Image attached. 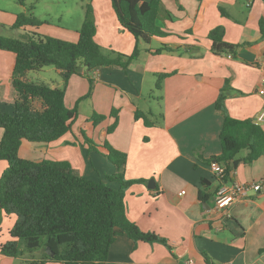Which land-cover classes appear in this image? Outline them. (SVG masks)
<instances>
[{
  "label": "crops",
  "instance_id": "obj_1",
  "mask_svg": "<svg viewBox=\"0 0 264 264\" xmlns=\"http://www.w3.org/2000/svg\"><path fill=\"white\" fill-rule=\"evenodd\" d=\"M41 1L0 0V35L25 36L36 31L75 42L88 4L94 39L104 53L129 55L136 45L139 48L126 69L101 66L86 71L81 67L80 74L69 76L61 67L35 70L42 79L36 82L65 86V105L72 108L78 101V113L70 131L57 140H22L19 155L36 161L67 160L78 173L100 180L116 170L103 154L102 144L107 141L126 154L125 178L146 180L132 183L125 191L127 219L167 241H135L119 233L104 261L81 264H187L189 260L264 264V184L259 191L249 190L227 211L218 210L214 205L218 181L209 161L221 151L223 114L214 104L226 80L225 113L257 121L264 128V0H159L155 22L167 34L148 41L136 39L121 26L111 0H49L55 7L46 8V17L38 15ZM30 5L40 25L12 28L17 14L27 12ZM216 27L221 28L223 40L239 45L232 56L210 50L208 34ZM14 62L12 52L0 50V112H12L17 98L11 82ZM29 72L26 79L32 80ZM165 72L170 74L160 89L155 88L157 74ZM31 105L41 110L43 101L34 98ZM111 110L116 113V126L108 132L114 121ZM136 110L159 120L151 119L153 125L147 126L134 118ZM94 112L105 118L94 124ZM82 131L98 150L87 147ZM245 154L242 150L236 158ZM6 166L0 163V168ZM150 178L153 189L147 187ZM262 178L264 153L251 162L239 161L227 182ZM202 179L209 182L208 202L198 198ZM8 230L3 233L0 224V242L9 239ZM21 251L15 257L0 253V264H63L50 259L43 248Z\"/></svg>",
  "mask_w": 264,
  "mask_h": 264
},
{
  "label": "trees",
  "instance_id": "obj_2",
  "mask_svg": "<svg viewBox=\"0 0 264 264\" xmlns=\"http://www.w3.org/2000/svg\"><path fill=\"white\" fill-rule=\"evenodd\" d=\"M112 8L123 28L136 39L148 41L152 36H164L156 24L159 0H111ZM27 12L17 14L12 28L38 26L41 21ZM77 41L43 35L36 31L22 38L0 35V50L12 52L15 56L11 82L17 98L12 112H0V160L7 166L0 176V224L4 216H15L13 226L8 230L9 239L0 242V253L8 256L21 254L19 241L27 251L43 248L50 259L63 264L101 262L108 256L109 246L119 233L131 239L167 244L165 238L154 232L143 231L129 221L125 214V191L135 182L145 179H126L124 165L126 154L104 141L103 154L115 166V172L103 179L92 180L75 171L67 160L42 159L40 161L21 157L19 147L22 140L31 143H48L69 132L78 113V101L72 108L65 105V86L50 87L43 82L26 79L29 71L45 66L65 69L67 76L80 74L101 66H119L126 69L134 60L139 48L136 45L131 54L119 52L104 53L95 41V24L92 8L85 6V17L78 30ZM210 50L215 54L232 56L239 46L223 40L221 28L210 31ZM161 48L157 49L159 51ZM170 73H158L155 88L160 89L163 79ZM215 100V108L223 114L219 133L221 151L209 161H216L223 167L224 180L239 161L251 162L264 153V128L250 119L230 117L224 110V88ZM91 90V89H90ZM89 93H87L88 95ZM43 101L41 110L31 105V100ZM114 121L108 126L111 132L116 126V113L111 110ZM93 123L105 118L94 112ZM135 119H142L147 126L152 120L141 110L134 112ZM88 148L97 145L85 135ZM246 150L242 158L236 155ZM117 182V186H112ZM198 190L201 202H208L210 194L206 179L201 180Z\"/></svg>",
  "mask_w": 264,
  "mask_h": 264
},
{
  "label": "built area",
  "instance_id": "obj_3",
  "mask_svg": "<svg viewBox=\"0 0 264 264\" xmlns=\"http://www.w3.org/2000/svg\"><path fill=\"white\" fill-rule=\"evenodd\" d=\"M228 56L230 57V55ZM210 167L218 181L214 195V205L218 210L227 211L230 205L247 196L249 190L259 191L264 184V178L257 182L234 181L228 183L227 180H224L225 174L221 164L213 160L210 162ZM183 192L184 190L181 191V193ZM187 264H194V262L189 260Z\"/></svg>",
  "mask_w": 264,
  "mask_h": 264
},
{
  "label": "rangeland",
  "instance_id": "obj_4",
  "mask_svg": "<svg viewBox=\"0 0 264 264\" xmlns=\"http://www.w3.org/2000/svg\"><path fill=\"white\" fill-rule=\"evenodd\" d=\"M38 6H39V8H38V15L41 16V17H46V16H45V13H44V11L46 10V8L55 7V4H53V3L50 2L49 0H43V1H41V3H39ZM75 10H76V9H73V11H75ZM12 35H13V37H17V38H22V37H24V36H21V35L19 36V34H17V33H13ZM29 78L32 79L33 81H42L41 78H38L37 73H36L35 71H30V72H29ZM84 104H85V103H83V105H84ZM109 115H110V114H109ZM80 117H81V116H80ZM80 117H79L78 121L81 120ZM158 117H159V116H152V115H149V118L152 119V120H159ZM104 157L106 158L105 155H104ZM106 159H107V158H106ZM107 160H108V159H107ZM0 163L5 164V166H6V161H4V160H0ZM2 169H3V168H0V176H1V173H2V171H3ZM103 173L105 174V172H103ZM102 175H103V174H102ZM103 178H104V177H103ZM13 223H14V215H13L12 217H4L3 220H2V223H1V230H2V232H3V233H6V231L12 227ZM2 239H3V240L6 239V235H5V234L2 236ZM19 245H20L21 248H25V246H24V244H23L22 241H19ZM41 248H42V247H41ZM41 248H39V249H37V250H40ZM25 250H27V249L25 248ZM25 252H26V251H25Z\"/></svg>",
  "mask_w": 264,
  "mask_h": 264
},
{
  "label": "water",
  "instance_id": "obj_5",
  "mask_svg": "<svg viewBox=\"0 0 264 264\" xmlns=\"http://www.w3.org/2000/svg\"><path fill=\"white\" fill-rule=\"evenodd\" d=\"M257 123V121H254ZM147 187L150 188V189H153L155 187V184H154V179L153 178H150L147 182Z\"/></svg>",
  "mask_w": 264,
  "mask_h": 264
}]
</instances>
